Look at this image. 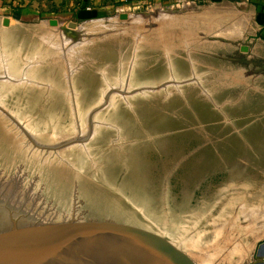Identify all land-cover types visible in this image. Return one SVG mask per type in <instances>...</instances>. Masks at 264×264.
I'll use <instances>...</instances> for the list:
<instances>
[{
    "label": "rangeland",
    "instance_id": "1",
    "mask_svg": "<svg viewBox=\"0 0 264 264\" xmlns=\"http://www.w3.org/2000/svg\"><path fill=\"white\" fill-rule=\"evenodd\" d=\"M20 15L0 12V109L194 264H250L264 242V40L250 6Z\"/></svg>",
    "mask_w": 264,
    "mask_h": 264
},
{
    "label": "water",
    "instance_id": "2",
    "mask_svg": "<svg viewBox=\"0 0 264 264\" xmlns=\"http://www.w3.org/2000/svg\"><path fill=\"white\" fill-rule=\"evenodd\" d=\"M0 264H194L0 109Z\"/></svg>",
    "mask_w": 264,
    "mask_h": 264
},
{
    "label": "crops",
    "instance_id": "3",
    "mask_svg": "<svg viewBox=\"0 0 264 264\" xmlns=\"http://www.w3.org/2000/svg\"><path fill=\"white\" fill-rule=\"evenodd\" d=\"M128 1L135 3L137 0H0V12H21L22 19H33L46 11V14L55 13L67 19L94 20L106 17L114 8ZM236 1L250 6V32L259 34V38L264 40V0ZM250 264H264V242Z\"/></svg>",
    "mask_w": 264,
    "mask_h": 264
},
{
    "label": "bare ground",
    "instance_id": "4",
    "mask_svg": "<svg viewBox=\"0 0 264 264\" xmlns=\"http://www.w3.org/2000/svg\"><path fill=\"white\" fill-rule=\"evenodd\" d=\"M230 198V197H229ZM226 199V198H225Z\"/></svg>",
    "mask_w": 264,
    "mask_h": 264
}]
</instances>
